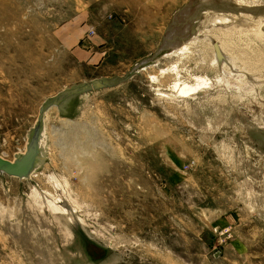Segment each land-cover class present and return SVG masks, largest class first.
<instances>
[{
  "label": "rangeland",
  "instance_id": "1",
  "mask_svg": "<svg viewBox=\"0 0 264 264\" xmlns=\"http://www.w3.org/2000/svg\"><path fill=\"white\" fill-rule=\"evenodd\" d=\"M199 1L0 0L1 155L24 150L50 96L128 77L68 115L49 108L47 162L0 176V264H264V40L224 35ZM205 30L224 44L221 65L201 35L184 54L172 46ZM49 201L68 243L57 221L41 233L28 217Z\"/></svg>",
  "mask_w": 264,
  "mask_h": 264
},
{
  "label": "bare ground",
  "instance_id": "2",
  "mask_svg": "<svg viewBox=\"0 0 264 264\" xmlns=\"http://www.w3.org/2000/svg\"><path fill=\"white\" fill-rule=\"evenodd\" d=\"M199 1V0H198ZM214 1V0H212ZM221 1H225L226 3H222V4H209L210 3V0H200L199 1V4L200 6H202L200 9H199V12L202 11L203 9H210L212 11V14L210 11H208V16H205V19L207 18H213V21L212 23L210 24H216L219 28H217L218 31H221V33H223L224 35H229L230 34H234L233 32H238L242 35H246V36H254V37H257V38H261L262 40H264V7H260V8H256L255 6L257 4H251L249 2H246V1H242V0H235V2H233L234 0H230L229 2H227V0H221ZM209 2V3H208ZM193 4V2H192ZM190 4V5H192ZM195 5V4H193ZM243 5H245L243 7ZM247 6H251V7H247ZM192 8L190 6H185V9L182 11V15L185 14V15H188L190 14ZM206 12V11H205ZM253 13V14H252ZM255 14V15H254ZM179 17V16H178ZM181 17V16H180ZM182 19V18H181ZM178 23V22H177ZM208 25V24H207ZM212 26V25H211ZM215 26V25H214ZM175 28V27H174ZM215 28V27H214ZM215 32H212V31H204L203 32H197V35H195L193 38H188L186 41L184 40L183 42H178V41H173L172 43V46H174V48L176 47L177 51L176 52H179V53H182L184 54L185 52H187L190 48V44L192 43H196L195 39L197 40L198 36L200 37V35L202 37H204V39L208 42H213V46L215 45L216 47V50H215V58L220 62V65H221V62H224L223 60L226 58L224 57L225 55L228 57L227 53L225 52L224 50V44H222L220 42V40H216L218 38H216V31ZM186 32V31H185ZM181 33V32H180ZM199 34V35H198ZM197 36V37H196ZM170 35H166L164 38H163V41L161 43V45L163 47H165L164 49H166L168 46H167V43H169V39H170ZM177 40L180 39V38H176ZM219 47V48H218ZM173 51V50H172ZM224 54H222V53ZM189 53V52H188ZM171 54V53H170ZM177 54V53H175ZM174 55V54H173ZM155 57L151 60V61H154L155 60ZM223 58V60H222ZM228 59V58H227ZM226 60V59H225ZM228 60H231L230 58ZM226 62V61H225ZM223 64V63H222ZM219 65V64H218ZM219 65V66H220ZM230 65V63L228 64ZM232 65V64H231ZM236 65V64H235ZM234 65V66H235ZM225 66V63L224 65ZM222 68V67H221ZM235 68V67H234ZM234 71V70H233ZM231 71V73H229V75H232L233 77H236L238 78H241L242 77V74H240L239 72H233ZM239 71V70H238ZM226 74V73H225ZM228 74V73H227ZM251 74V73H250ZM228 75V76H229ZM251 76V75H249ZM253 76V75H252ZM244 77V76H243ZM243 77L241 79H243ZM204 79V77H203ZM206 79V78H205ZM221 79V78H220ZM225 79V78H224ZM223 80V79H222ZM226 80V79H225ZM237 80V79H236ZM253 80V78H252ZM251 80V81H252ZM256 80V79H255ZM219 81V79H218ZM258 81V80H257ZM202 82V81H201ZM227 82H229V85L228 86H231L233 85L231 82L232 80L229 79ZM242 82V80H241ZM246 82V81H245ZM204 83V81H203ZM211 83V82H210ZM243 83V82H242ZM200 84V82H199ZM205 84V83H204ZM252 84V83H251ZM255 84V83H254ZM253 84V85H254ZM261 84V83H260ZM188 85V84H187ZM198 85V84H197ZM240 85V84H239ZM245 85V83H244ZM248 85V84H247ZM199 86V85H198ZM201 86V85H200ZM251 86V85H249ZM255 86V85H254ZM215 87V86H214ZM225 87V86H224ZM235 87V85H234ZM253 87V86H252ZM251 87V89H252ZM191 88V87H190ZM189 88V89H190ZM200 88V87H199ZM229 88V87H228ZM233 88V87H232ZM242 88V87H240ZM257 88V86L255 87ZM254 88V89H255ZM259 88V87H258ZM198 89V88H197ZM225 89V88H224ZM253 89V90H254ZM186 90V89H184ZM188 90V89H187ZM250 90V89H249ZM186 92V91H185ZM245 92V91H244ZM251 92V91H250ZM236 93V92H235ZM253 93V92H252ZM237 94V93H236ZM248 95V94H247ZM246 95V96H247ZM48 112V111H47ZM46 112V113H47ZM45 113V115H46ZM45 115H44V125H45ZM45 131H46V125L44 127V130L42 132V136H41V147L43 149V152H45ZM27 143V142H26ZM26 149V145H25V148L24 150H21L22 152H24ZM90 153V152H88ZM14 159V158H13ZM12 159V160H13ZM34 174V173H33ZM32 174V175H33ZM36 174V173H35ZM53 174V173H52ZM49 176L48 178L50 179V181H53V177L54 175ZM6 175V173H5ZM8 175V174H7ZM31 175V176H32ZM0 176H4V175H0ZM10 176V175H8ZM34 176V175H33ZM10 177H14V176H10ZM15 178H18V177H15ZM56 178V176L54 177ZM2 179V178H1ZM19 179V178H18ZM25 179V178H23ZM48 179V181H49ZM21 180V179H20ZM55 180V179H54ZM60 181V179H59ZM3 182V181H1ZM61 182V181H60ZM51 183V182H50ZM53 183V182H52ZM54 184H58L60 186V183L58 182V180L56 179V183ZM53 185V184H52ZM57 185V186H58ZM55 186V185H54ZM63 187V186H62ZM44 192V191H43ZM42 191H37L36 192V196H34L35 199L37 198H40V197H43L41 196L43 194ZM48 193V192H47ZM51 195V193H49ZM73 195V194H72ZM46 196V195H45ZM47 197V196H46ZM73 197V196H72ZM249 199V198H248ZM251 202V197H250V200ZM50 202V201H49ZM50 205L46 204L45 202L40 204V203H37V202H33V203H30L29 204V215L28 217L30 218V221L31 222H34V223H38L37 225V229L38 231H42L41 233H47L50 228H53V225L55 223H53L54 221L58 222V225H59V230L62 232V236H63V240L64 242H69L71 239H72V233L66 229V227L64 226L63 222H62V216H61V213L64 212L65 210L63 209V207L61 205H59L56 201H52L49 203ZM27 217V216H26ZM30 221H28L27 224L30 223ZM21 226V225H19ZM23 226V225H22ZM21 226V227H22ZM27 227V226H26ZM18 227L16 226L15 230L16 231H21L19 229H17ZM29 230V229H28ZM27 230V231H28ZM51 230V229H50ZM27 231H22V233H26L24 235L28 236L27 238L30 239H33L31 240L34 241V238L36 236H38V234L35 236V234L37 232H34L32 230H29V232ZM39 231V232H40ZM21 233V235H23ZM40 234V233H39ZM41 236V234H40ZM61 236V237H62ZM24 237V236H23ZM38 239V238H37ZM40 240V239H39ZM62 240V241H63ZM27 241V240H26ZM34 249V248H33Z\"/></svg>",
  "mask_w": 264,
  "mask_h": 264
},
{
  "label": "water",
  "instance_id": "3",
  "mask_svg": "<svg viewBox=\"0 0 264 264\" xmlns=\"http://www.w3.org/2000/svg\"><path fill=\"white\" fill-rule=\"evenodd\" d=\"M162 45H160L157 52L154 54L156 56L158 53L164 51ZM154 56L147 61H141L137 67L149 63ZM128 77H98L94 80L79 82V84H74L69 87L64 88V90L58 92L56 95L50 96L39 108L40 113L35 121L34 126H32L26 134V149L24 152L21 149L16 152L13 156L14 159H10L6 155L0 154V175L8 174L10 176L18 177L19 179L30 178L33 173L41 168L48 160L49 155L43 152L41 147V136L44 130V115L49 108L56 106L62 115H68L71 113V108L74 102L79 96L90 93L95 90L105 89L117 86L124 82ZM47 140V139H46ZM48 140L45 144V148L48 145Z\"/></svg>",
  "mask_w": 264,
  "mask_h": 264
},
{
  "label": "crops",
  "instance_id": "4",
  "mask_svg": "<svg viewBox=\"0 0 264 264\" xmlns=\"http://www.w3.org/2000/svg\"><path fill=\"white\" fill-rule=\"evenodd\" d=\"M160 42H161V41H160ZM158 46H159V45H158ZM159 47H160V46H159ZM159 47H158V48H159Z\"/></svg>",
  "mask_w": 264,
  "mask_h": 264
}]
</instances>
